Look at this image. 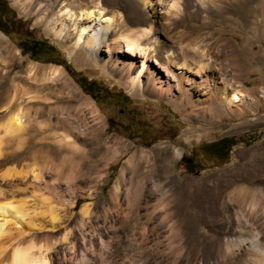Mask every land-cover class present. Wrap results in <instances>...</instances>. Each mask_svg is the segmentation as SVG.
<instances>
[{
  "label": "rangeland",
  "instance_id": "rangeland-1",
  "mask_svg": "<svg viewBox=\"0 0 264 264\" xmlns=\"http://www.w3.org/2000/svg\"><path fill=\"white\" fill-rule=\"evenodd\" d=\"M6 1L13 13L7 15L9 33L0 30V123L13 113H22L24 121L35 117L37 104L32 105V100L52 102L55 118L50 115L51 120L57 119L52 141L66 145L63 136L68 135L73 151L71 159L65 150L55 158L40 159L37 165L43 179L28 176L24 193L16 196L28 201L27 214L20 221L39 220L41 215L33 213L43 206L33 200L29 189L39 187L38 191L46 194L49 186L43 182L56 175L52 186L59 197L49 198L65 227H47L45 232L56 239L51 264H81L77 255L80 233L88 236L86 264H264L262 255L248 246L251 235L240 234L238 229H230V223L216 219L212 204L193 208L184 219L186 231L180 236L175 234L180 213L165 218L160 205L163 195L150 183L149 191L134 203L126 196L127 176L122 182L116 180L122 162L135 152L151 157L168 152L172 190L180 183L190 190L202 187L204 180L211 183L240 172L242 164L254 173L261 166L264 174V0H216L214 8L180 0L177 15L168 20L162 13L165 2L147 0L158 11L154 36L159 41L171 46L182 38L183 42H196L218 72L223 71L246 97L253 98L241 103L248 109L241 114L229 112L215 98L193 102L203 97L207 72L196 76L198 87L190 89L194 94L187 101L175 80L167 79L161 53H156L157 63L155 57L146 58L142 52L121 51L120 38H130L146 26L143 20L149 11L142 0ZM64 6L74 11L92 9L95 17L99 8V20L104 16L112 19L114 33L104 38L101 50H86L81 44L75 48L71 36H53L52 28L64 18L60 15ZM26 39L43 40L53 45L54 52L22 53L18 44ZM143 58L147 69L140 86L130 88L129 80ZM167 67L171 72L177 70ZM82 81H94L105 94L121 93L125 101L115 97L104 101L100 95L94 98L82 89ZM166 85L172 88L167 95L163 91ZM154 89L163 93L156 95ZM120 108L124 115L119 114ZM38 119L45 123L44 116ZM219 139H229L233 145L216 154V146L209 143ZM199 145L202 152L196 154ZM172 146L178 148V155L173 156ZM5 150L19 152L16 145ZM107 151L112 153L111 159L98 171H88L86 164ZM36 194L39 197V192ZM171 196L168 194V199ZM85 204L89 212L83 215L80 210ZM249 227L258 231L257 238L264 244V227ZM63 232L66 240L61 239ZM220 233L239 234L246 240L227 245L222 258H216V234Z\"/></svg>",
  "mask_w": 264,
  "mask_h": 264
},
{
  "label": "bare ground",
  "instance_id": "bare-ground-1",
  "mask_svg": "<svg viewBox=\"0 0 264 264\" xmlns=\"http://www.w3.org/2000/svg\"><path fill=\"white\" fill-rule=\"evenodd\" d=\"M195 1L202 7H217L215 6L216 0ZM159 2L167 4V7L165 6L162 10L166 20L177 15L180 0H159ZM142 3L149 11L148 16L143 20L146 26L130 38H120L123 46L121 51L130 54L142 52L146 58L147 56L155 57L153 58L155 61L156 53L157 55L161 53L160 57L165 63L164 68L167 79L175 80L179 94L187 101H190L189 97L194 94V90L190 89L198 87L196 76L207 72L208 84L204 85L203 83L205 89L202 93L203 97H196L193 100L195 104L215 98L229 112L241 114L247 111L248 109L241 103L245 99L251 101L253 98L246 97L241 89L234 86L225 77L223 71L218 72L215 65L205 58L207 52L205 53L203 48H200L196 42L192 40L183 42L182 38L175 46H171L163 44L154 36L156 32L154 23L158 16L157 8L147 0H142ZM92 13V9L74 11L64 6L63 10L60 11V15L64 18L62 17L63 19L58 22L57 27L52 28L53 36H71L75 48H79L81 44L86 50H101L104 38L112 36L114 33L113 21L108 16H104L102 20H99V17L102 16V10L99 8H97L96 17L92 16ZM231 57H233L232 54ZM145 61L146 59L143 58L132 74L129 80L130 88L140 86V77L147 69ZM156 62L159 63V61ZM168 65L177 70L171 72V69L169 70L167 67ZM210 70L211 73H209ZM162 82L160 80L159 83L163 84ZM163 89L166 95L170 90L172 91L170 85L163 86ZM154 92L159 96L163 93L162 89L158 92L154 89ZM30 103L32 105L37 104L34 108L35 117H30L24 121L21 116L22 113H13L6 118L5 122L0 123V264H51V253L55 250L56 239L46 236L45 232L48 230L47 227L50 229L56 226H60L62 229L65 227L64 224L61 225L60 215L49 198V195L58 196L52 186V183L57 181L56 175L47 178L43 182V184H46L45 186H49L46 194L38 191L39 187L31 186L32 188L29 189L33 200L36 199L43 206L42 210L33 213L41 215L38 218L39 220L29 219L24 224L20 221V217L27 214L26 204L28 201L25 198L16 196L23 192L28 176L35 180L41 181L43 179L41 167L37 165L39 160L43 158L46 160L50 157L55 158L64 150L69 151L67 158L71 159L73 154L68 135L63 136L66 145H60L52 141L55 137V122L57 121V119L51 120L50 115L55 118V109L52 102L36 99ZM40 116L45 117V123L42 124V120L38 119ZM3 137H7L6 143L3 142ZM12 145H16L19 152H6L5 149ZM170 149L173 156L180 153L178 148L174 146ZM111 157L112 153L105 152L95 158L93 162L87 163V170L91 172L98 171L99 166L103 167ZM26 159L31 161L23 162ZM169 163L168 152L162 154L161 157L156 155L151 157L143 152H135L122 162L116 180L122 182L124 181L123 177L127 176L125 179L128 186L126 196L134 203L149 191L146 189L148 183L151 184L154 190L159 191L163 195L160 202V205H163L161 207L164 209L163 216L168 218L174 213H180L176 235L182 236L186 231L187 223L184 219L187 218L193 208L194 210L200 208V206L206 208L209 203L212 204L211 208H213L216 219H222L224 222L230 223V229H238L241 232L240 234L245 232L247 235H251L248 239V246L256 255L261 254V259L264 261V244L257 238L258 231L253 232L249 227L250 225L264 227V174H261V166L259 168L256 166L258 169L254 173L248 170L245 164H242L240 172L227 175L225 178H215L211 183L204 180L202 187L190 190L182 187V185L186 186L185 183H180L179 187L172 190L169 185ZM37 192H39V197H37V194L35 195ZM168 194L172 195L169 199ZM80 211L83 215L88 214V205L85 204ZM8 223L12 227L8 226ZM79 237L81 246L77 250L78 261L81 264H86L85 244L88 236L85 233H80ZM61 239L66 240L64 232ZM245 240L246 237L239 236V234L237 236L216 234V258H222L227 245H239Z\"/></svg>",
  "mask_w": 264,
  "mask_h": 264
},
{
  "label": "trees",
  "instance_id": "trees-1",
  "mask_svg": "<svg viewBox=\"0 0 264 264\" xmlns=\"http://www.w3.org/2000/svg\"><path fill=\"white\" fill-rule=\"evenodd\" d=\"M12 13H13V10L7 4V1L6 0H0V20L6 24V27L9 25L8 21H7V15L12 14ZM0 30L4 33H9L7 31V29L4 27H3V29H1V27H0ZM18 46L20 47L22 53H28L30 56L34 55L36 53H40V50H45L44 51L45 53L54 52L53 45L46 43L43 40H38V39L22 40L18 44ZM88 82H89V84L94 83V81H88ZM101 95H104V93L101 92ZM224 140H226L228 142L227 146L233 145V143L229 139H224ZM224 140L219 139V140L215 141L214 143H209V144L214 147V146H217L221 141H224ZM227 146L225 149H228ZM213 150H215V149L213 148ZM219 156L222 157L223 155H219Z\"/></svg>",
  "mask_w": 264,
  "mask_h": 264
},
{
  "label": "flooded vegetation",
  "instance_id": "flooded-vegetation-1",
  "mask_svg": "<svg viewBox=\"0 0 264 264\" xmlns=\"http://www.w3.org/2000/svg\"><path fill=\"white\" fill-rule=\"evenodd\" d=\"M0 27L1 29L6 28V24L4 22H2L0 20ZM81 86H82V89L85 91V93H87L88 95H93L94 98H98V96L100 95V97H104V101H108L110 100V98H113L115 97L119 102H124L125 101V97L123 94H119V93H114V94H110V93H107L104 95H101V90L98 88V84H96L95 82L93 84H89L88 81H82L81 83ZM119 114L121 115H124L125 114V110L124 108H120L119 109ZM228 145V142L227 141H221L217 146H216V149H215V153L216 154H220L222 152H224L226 149V146ZM228 147V146H227ZM194 152L197 154V152H202V145H199L197 149L194 150ZM188 158H191L188 157Z\"/></svg>",
  "mask_w": 264,
  "mask_h": 264
}]
</instances>
